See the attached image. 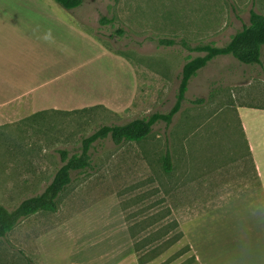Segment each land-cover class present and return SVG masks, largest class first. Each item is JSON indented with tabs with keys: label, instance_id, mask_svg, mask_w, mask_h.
Segmentation results:
<instances>
[{
	"label": "rangeland",
	"instance_id": "obj_1",
	"mask_svg": "<svg viewBox=\"0 0 264 264\" xmlns=\"http://www.w3.org/2000/svg\"><path fill=\"white\" fill-rule=\"evenodd\" d=\"M54 2L99 40L55 24L46 41L87 53L76 70L98 98L0 120V203L9 209L42 192L63 164L60 150L79 151L82 136L168 112L184 63L205 53L192 48L224 45L251 10L264 14V0H84L73 9ZM244 104L264 106V46L261 63L208 61L172 122L155 123L144 139L95 141L91 165L72 172L58 210L29 215L0 237V264H113L131 254L143 264H264V199L238 113Z\"/></svg>",
	"mask_w": 264,
	"mask_h": 264
},
{
	"label": "crops",
	"instance_id": "obj_2",
	"mask_svg": "<svg viewBox=\"0 0 264 264\" xmlns=\"http://www.w3.org/2000/svg\"><path fill=\"white\" fill-rule=\"evenodd\" d=\"M54 1L0 0V120H19L45 109L71 110L91 105L89 100L98 98L86 85L83 72L76 70L87 62V53L71 54L64 45L54 48L46 41L54 36L55 24L95 39L96 44L99 40L71 16L62 15ZM23 6L26 8L17 9ZM106 52L123 58L109 49ZM98 53H104L102 43ZM99 100L95 103L107 105ZM238 113L253 159V174L264 199V106L239 105ZM113 264L140 263L131 254Z\"/></svg>",
	"mask_w": 264,
	"mask_h": 264
},
{
	"label": "trees",
	"instance_id": "obj_3",
	"mask_svg": "<svg viewBox=\"0 0 264 264\" xmlns=\"http://www.w3.org/2000/svg\"><path fill=\"white\" fill-rule=\"evenodd\" d=\"M66 9H73L82 5L84 0H55ZM101 23L111 21L103 16ZM161 43L172 40L161 39ZM264 46V14L251 10L250 22L244 24L239 30L231 35L229 41L224 45H216L213 42L197 45L193 50L204 51L203 55L189 58L183 65L176 101L168 112L155 111L147 117H136L124 123L103 124L94 132L84 135L80 139L77 152L69 155L68 149H61L63 164L58 168L52 180L40 193L24 198L16 207L9 209L0 203V237L10 232L18 222L39 211H56L59 208L60 194L72 181V172L86 169L91 165L90 149L94 142L110 137L115 143L123 141H140L150 134L153 125L164 121L166 124L172 122L174 114L181 108L182 101L188 88L190 78L205 66L208 61L219 55H232L240 62L246 64L262 62V48ZM86 108V107H84ZM81 109V108H80ZM83 109V108H82ZM50 111H64L61 109H49ZM49 110H40L35 114H44ZM164 168L172 169L170 152L163 158ZM143 264L141 257L138 258Z\"/></svg>",
	"mask_w": 264,
	"mask_h": 264
}]
</instances>
